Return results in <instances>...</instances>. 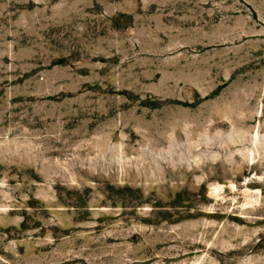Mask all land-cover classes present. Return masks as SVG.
I'll return each mask as SVG.
<instances>
[{
  "label": "rangeland",
  "instance_id": "obj_1",
  "mask_svg": "<svg viewBox=\"0 0 264 264\" xmlns=\"http://www.w3.org/2000/svg\"><path fill=\"white\" fill-rule=\"evenodd\" d=\"M0 264H264V0H0Z\"/></svg>",
  "mask_w": 264,
  "mask_h": 264
},
{
  "label": "bare ground",
  "instance_id": "obj_2",
  "mask_svg": "<svg viewBox=\"0 0 264 264\" xmlns=\"http://www.w3.org/2000/svg\"><path fill=\"white\" fill-rule=\"evenodd\" d=\"M252 152H253V148H252L251 150L248 151V157H247V159H248V158H251ZM212 187H215L214 189H217L216 185H215V186H212ZM212 187H211V189H213ZM213 191H214V190H213ZM214 192H215V191H214ZM218 192H219V191H218ZM216 193H217V192H216ZM212 194H213V192H212ZM217 196H218V195H217ZM214 197H215V196H214ZM218 197H219V196H218ZM220 198H221V197H220ZM249 200H250V199H249ZM249 200H248V201H249ZM254 200H255V199H254ZM246 201H247V199H246ZM251 201H253V199H251ZM255 201H256V200H255ZM243 202H244V201H243ZM249 202H250V201H249ZM251 203H253V202H251ZM244 204H247V205H248V202L243 203V205H244Z\"/></svg>",
  "mask_w": 264,
  "mask_h": 264
}]
</instances>
